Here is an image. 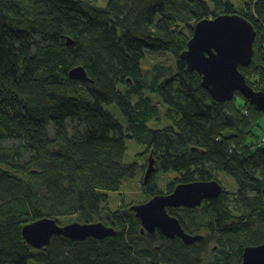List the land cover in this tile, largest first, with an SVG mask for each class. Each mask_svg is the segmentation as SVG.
<instances>
[{
    "label": "trees",
    "instance_id": "trees-1",
    "mask_svg": "<svg viewBox=\"0 0 264 264\" xmlns=\"http://www.w3.org/2000/svg\"><path fill=\"white\" fill-rule=\"evenodd\" d=\"M221 13L253 24L252 61L239 70L264 90V0H0V264H202L212 241L214 264H239L245 246L264 243V130L256 131L264 114L239 94L215 102L180 58L194 27L186 21ZM145 50L170 53L176 67L153 64L144 73ZM76 66L91 82L70 79ZM150 95L168 106L164 115ZM111 104L122 121L107 111ZM162 116L168 125L148 127ZM126 139L143 146L138 158L154 159L149 180L142 177L145 200L163 193L153 180L159 172L177 174L167 193L179 183H219L220 194L200 207L166 209L187 232L205 233L202 240L142 233L128 205L108 209V193L147 167L124 161ZM68 215L116 234L53 235L42 249L23 240L24 225Z\"/></svg>",
    "mask_w": 264,
    "mask_h": 264
},
{
    "label": "water",
    "instance_id": "water-1",
    "mask_svg": "<svg viewBox=\"0 0 264 264\" xmlns=\"http://www.w3.org/2000/svg\"><path fill=\"white\" fill-rule=\"evenodd\" d=\"M187 49L180 58L189 71L201 75V86L218 103L230 101L239 93L256 109L264 113V91L253 89L240 72L239 66L247 67L252 61L256 31L253 24L237 13H223L210 18H201L192 28ZM70 44L71 39L67 38ZM70 79L91 82L83 66L68 72ZM154 160L149 156L143 181L147 182L154 172ZM221 186L216 180L179 183L171 193L156 194L147 202L129 207L140 220L141 232L152 234L155 230L166 238L179 237L186 244L194 243L202 235H190L182 228L179 220L167 213L168 207L195 208L203 200L216 198ZM116 230L101 221L69 223L59 225L55 219L44 217L22 227L23 240L35 249L46 247L53 235H63L72 240L86 237L103 239L114 236ZM239 264H264V243L247 245L243 249Z\"/></svg>",
    "mask_w": 264,
    "mask_h": 264
},
{
    "label": "rangeland",
    "instance_id": "rangeland-1",
    "mask_svg": "<svg viewBox=\"0 0 264 264\" xmlns=\"http://www.w3.org/2000/svg\"><path fill=\"white\" fill-rule=\"evenodd\" d=\"M97 2L99 4H104L105 0H97ZM233 3L237 6V4L240 3V0H233ZM209 5H210V3H209ZM217 15H219V14H217ZM263 21H264V19H263ZM196 22H197L196 20L188 19L186 21V26L190 25L191 27H193ZM263 25H264V22H263ZM153 64H163L166 66H171L173 68L176 67L175 59L170 53L165 52V51H161V50H145L144 60L142 61L143 72L145 73ZM252 88L255 90H259L255 87H252ZM262 91H264V90H262ZM237 94H239V93H237ZM236 95H235V97H236ZM238 96H240V94ZM150 97H151V102L153 104H155L157 107H159L162 115H164L166 108L168 109V106L166 104H164V102L162 100H160L159 98H157L155 96H151V95H150ZM238 102L241 103L242 101L239 100ZM106 109L116 119H118L119 121H122V118L120 117V114H119V110L117 109V107H115L114 104L108 105L106 107ZM247 114H248V111L246 109L244 111V115H247ZM161 118L162 119H161L159 125H156L154 122L151 121V122H148V124H147L148 127H156V126L163 127V126H166L169 124L170 121L165 119L163 116ZM259 130H261V131L264 130V117L258 123V127H256V131L259 132ZM258 132H256V133H258ZM258 135H259V133H258ZM263 139H264V136L261 138V142ZM262 143H264V142H262ZM16 144H17V141H15L14 139L3 140V145H6V146H11V145H16ZM126 144H127L128 149H127V152L124 156V161L127 163H131V162L135 161L140 165L146 164V166H147L149 163V157L147 158L146 161H144L142 158L137 157V154L143 151V149H144L143 146L138 145L134 140H131V139H126ZM28 157H29V155L25 153V154L17 157V159H18L19 163H22V162L26 161L28 159ZM152 159H153V157H152ZM3 168L12 172V170H10L4 166H3ZM142 174H144L143 171L142 172L138 171V173L136 174V176L134 178H125L122 181V187H121L120 191L108 193V204H107L108 206L107 207L109 210H114V209L119 208L121 205H124V204L128 205L130 207L133 204L147 202V200H145V196H144V194L142 192V188H141L142 177H143ZM155 174L156 175H155V177L153 176V180L155 181L156 188L159 191L163 192L160 194H166L164 192L167 191L166 190L167 184L170 181H173L174 178L177 176V174L174 172H166V173L159 172V173H155ZM218 177L221 180V183L226 186L228 191H231V192L235 191L236 185L232 179H230L229 177L227 178L225 175H223L221 173L218 174ZM168 208H175V209L179 210V209H182L183 207H177V208L176 207H168ZM192 209H194V208H192ZM233 210L236 211L237 209L233 207ZM130 211L135 214V212L133 210H130ZM235 213L238 214L237 212H235ZM49 218L55 219L56 222L61 226H65L69 223L78 222V221H76L74 215L73 216H69V215L68 216H61V217L53 216V217H49ZM103 224H105V223H103ZM105 225L113 227L112 225H110V224L108 225L107 223ZM184 230H187V228H184ZM202 231L203 230H200V232H202ZM145 232H147V231H145ZM207 234L209 235V232H207ZM200 235H202V237H204L203 234H200ZM218 249H219V246L217 243H215V241L210 242L208 244L206 253L202 255V260H201L202 264H214V262L212 260H213L214 256L218 254Z\"/></svg>",
    "mask_w": 264,
    "mask_h": 264
},
{
    "label": "flooded vegetation",
    "instance_id": "flooded-vegetation-1",
    "mask_svg": "<svg viewBox=\"0 0 264 264\" xmlns=\"http://www.w3.org/2000/svg\"><path fill=\"white\" fill-rule=\"evenodd\" d=\"M164 193H167V192H164ZM172 209H175V208H172ZM184 229V228H183ZM157 231H159V230H157ZM185 232H187L186 230H184ZM187 233H189L190 235L192 234V235H196V234H199V233H195V234H193V233H191V231H189V232H187ZM161 234V233H160ZM200 234H203V236L205 235V233H200ZM162 235V234H161ZM203 238V237H202ZM202 238L200 239V240H202ZM174 239H180V238H178V237H176V238H174ZM181 240V239H180ZM199 241V240H198ZM195 243V242H194ZM193 243V244H194ZM241 262V258H240V261H239V263Z\"/></svg>",
    "mask_w": 264,
    "mask_h": 264
},
{
    "label": "built area",
    "instance_id": "built-area-1",
    "mask_svg": "<svg viewBox=\"0 0 264 264\" xmlns=\"http://www.w3.org/2000/svg\"><path fill=\"white\" fill-rule=\"evenodd\" d=\"M263 141H264V139H263Z\"/></svg>",
    "mask_w": 264,
    "mask_h": 264
}]
</instances>
